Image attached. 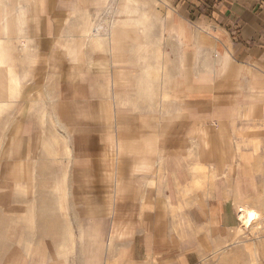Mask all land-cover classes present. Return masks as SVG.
Segmentation results:
<instances>
[{
  "label": "crops",
  "instance_id": "0c3cea01",
  "mask_svg": "<svg viewBox=\"0 0 264 264\" xmlns=\"http://www.w3.org/2000/svg\"><path fill=\"white\" fill-rule=\"evenodd\" d=\"M106 2L11 0L16 11H11L12 28L17 24L28 47L26 61L35 63L33 78L40 87L36 94L44 96L54 84L53 100L41 99V125L48 127V138L69 143L66 205L90 213L84 221L93 245L98 227L105 237L120 232L119 212L111 218L104 199L112 189L105 193L106 188L98 186L111 178L106 160L115 149L114 138H119L120 151L124 138L155 139L164 140L165 150L175 154L186 150L193 138H264V0H162L170 22L165 36L169 44L163 51L157 46V28L142 33L144 23L122 22L116 35L91 34ZM9 26L6 21V33ZM6 39H0V106L20 85ZM162 126L164 131L155 132L158 138H148L141 130ZM140 144L133 149L137 159L143 157ZM129 165L118 173L122 205L144 207L138 211L143 228L139 224L135 232L139 228L140 235L155 244L136 252L144 258L157 256L161 213L156 206L146 210V200H138L144 180L136 165ZM225 204L215 205L218 225L236 221ZM146 223L151 225L149 234ZM88 247H83L82 264H99L95 248Z\"/></svg>",
  "mask_w": 264,
  "mask_h": 264
},
{
  "label": "rangeland",
  "instance_id": "374dc122",
  "mask_svg": "<svg viewBox=\"0 0 264 264\" xmlns=\"http://www.w3.org/2000/svg\"><path fill=\"white\" fill-rule=\"evenodd\" d=\"M12 5L11 0H0V39L8 37L11 64L20 84L0 106V264H82L86 257L82 250L88 246L95 248L99 264H264V138H193L186 150L176 154L165 150L164 140L155 139L124 138L120 151L116 148L119 138H114L115 149L108 152L107 165L104 160L101 164L110 170L111 178L108 175L104 178L108 184L98 186H104L105 193L112 189L104 199L111 218L119 212L120 232L111 231L105 237L98 227L95 245L91 243L84 221L90 213L66 205L69 143L48 138V127L41 125V99L53 100L54 84L44 96L36 94L40 87L33 78L35 63L26 61L28 47L17 24L12 28L11 11L16 15ZM6 21L11 28L8 34ZM122 22L144 23L141 32L147 34L148 27L157 28V46L166 50L170 22L162 0H107L90 33L116 35ZM165 81H169L167 73ZM165 85L168 89L171 84ZM167 106L162 103L163 109ZM158 128L160 133L165 129L141 130L148 132V138H158ZM138 143H142L143 157L137 159ZM131 155L136 159H127ZM133 163L144 180L138 200H146V210L156 206L161 213L157 256L151 253L144 258L136 252L155 245L140 235L139 228L135 232L139 224L143 228L138 218L142 207L122 205L118 173ZM222 202L232 209L234 224L218 225L214 210ZM238 206L257 214L250 227L241 222ZM145 227L149 234L151 225Z\"/></svg>",
  "mask_w": 264,
  "mask_h": 264
},
{
  "label": "bare ground",
  "instance_id": "6f19581e",
  "mask_svg": "<svg viewBox=\"0 0 264 264\" xmlns=\"http://www.w3.org/2000/svg\"><path fill=\"white\" fill-rule=\"evenodd\" d=\"M239 218L245 227H250L252 222L257 219V214L252 210L239 208Z\"/></svg>",
  "mask_w": 264,
  "mask_h": 264
}]
</instances>
